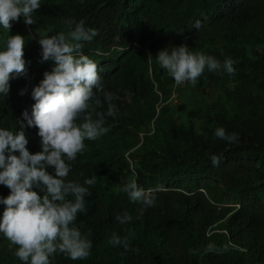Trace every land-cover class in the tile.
<instances>
[{"label":"trees","instance_id":"obj_1","mask_svg":"<svg viewBox=\"0 0 264 264\" xmlns=\"http://www.w3.org/2000/svg\"><path fill=\"white\" fill-rule=\"evenodd\" d=\"M66 18L98 31L82 52L97 63L119 111L106 118V135L85 140L67 177L81 184L97 177L75 221L91 232L90 256L57 254L52 264H264V0H41L35 24L21 16L9 33L0 26V50L10 35L25 37L27 69L0 94V128L19 130L21 113L31 114V90L54 66L41 62L36 40L50 25L51 34L63 30ZM181 44L233 59L235 74L205 70L194 87L178 85L156 55ZM220 127L238 140L217 138ZM37 131L25 127L33 154L42 150ZM212 155L222 157L216 166ZM131 179L160 189L139 218L141 205L118 192ZM9 191L0 185V197ZM125 211L133 219L120 225L115 217ZM129 229L138 251L109 243ZM210 242L223 252L203 253ZM14 251L0 234V264H23Z\"/></svg>","mask_w":264,"mask_h":264},{"label":"clouds","instance_id":"obj_2","mask_svg":"<svg viewBox=\"0 0 264 264\" xmlns=\"http://www.w3.org/2000/svg\"><path fill=\"white\" fill-rule=\"evenodd\" d=\"M40 6L41 0H0V26L9 33L12 22L21 16L26 25H33V14ZM62 24L63 30L57 34H51L54 26L50 25L39 38L41 62L51 61L54 66L31 90L35 101L31 114L21 113L19 130L0 128V185L10 190L6 197H0V205L4 206L0 234L9 241L10 250L15 246L14 255L23 264H52L51 258L57 254L73 261L90 256L91 232L82 233L75 221L78 214H86L85 198L91 196L89 187L96 184L97 177L93 175L83 184L67 177L72 162L85 150V140L95 141L106 135L110 131L105 126L106 118L119 111L113 103L115 94L105 91L97 63L82 52L84 42H91L98 31L86 27L82 19L66 18ZM24 47L25 37L16 34L10 35L0 50V94L4 96L9 92L10 79L27 72ZM156 58L178 85L188 82L194 87L205 70L229 76L236 71L233 59L221 62L202 51H190L186 44L171 50L164 48ZM25 127L38 130L41 151L33 154L28 150ZM214 135L230 143L238 140V134L228 133L223 127L217 128ZM210 159L216 166L222 157L212 155ZM48 167L54 169L55 175L48 173ZM159 190L145 189L131 179L118 192L141 205L137 210L139 218L155 205ZM115 219L125 225L133 218L125 211ZM134 237L131 229L123 237L113 232L109 243L125 252L138 251L130 247ZM222 252L214 242L203 249L205 254Z\"/></svg>","mask_w":264,"mask_h":264},{"label":"built area","instance_id":"obj_3","mask_svg":"<svg viewBox=\"0 0 264 264\" xmlns=\"http://www.w3.org/2000/svg\"><path fill=\"white\" fill-rule=\"evenodd\" d=\"M36 43L39 44V42L36 40Z\"/></svg>","mask_w":264,"mask_h":264}]
</instances>
